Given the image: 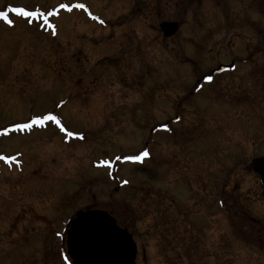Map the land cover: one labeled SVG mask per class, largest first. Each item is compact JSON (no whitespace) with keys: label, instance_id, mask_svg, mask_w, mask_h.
I'll return each mask as SVG.
<instances>
[{"label":"rangeland","instance_id":"374dc122","mask_svg":"<svg viewBox=\"0 0 264 264\" xmlns=\"http://www.w3.org/2000/svg\"><path fill=\"white\" fill-rule=\"evenodd\" d=\"M133 1L0 0V264H71L91 207L136 264H264V0H162L161 18L145 0L153 18L131 19Z\"/></svg>","mask_w":264,"mask_h":264},{"label":"water","instance_id":"95a60500","mask_svg":"<svg viewBox=\"0 0 264 264\" xmlns=\"http://www.w3.org/2000/svg\"><path fill=\"white\" fill-rule=\"evenodd\" d=\"M164 36L178 29L176 22H162ZM219 65L212 73L232 68ZM252 169L259 175L264 200V155L252 159ZM67 253L72 264H136V244L126 228L117 225L108 212L100 209L79 210L66 235Z\"/></svg>","mask_w":264,"mask_h":264},{"label":"flooded vegetation","instance_id":"af4514ba","mask_svg":"<svg viewBox=\"0 0 264 264\" xmlns=\"http://www.w3.org/2000/svg\"><path fill=\"white\" fill-rule=\"evenodd\" d=\"M155 1V6H156V9H159L158 11H157V16L156 17H163V16H165L166 17V14L165 13H163V9L161 10V8H162V0H154ZM177 1V0H176ZM260 1H263V0H260ZM167 2H169L168 0H166V3ZM173 2H175V0L173 1ZM149 3H151L150 1L149 2H147V1H145V0H141V1H138V0H134L133 2H132V8H131V10L129 11L130 12V16H131V19L133 18V19H137V16H140V15H142V14H144L145 15V17H149V18H153V15L151 14V13H147L145 10H147L148 11V8L149 9H151V7H152V4H149ZM176 3V2H175ZM194 3V2H193ZM154 6V7H155ZM153 7V8H154ZM147 13V14H146ZM176 13V12H175ZM140 19V18H139ZM235 63L233 60L230 62V63ZM248 62V61H247ZM220 64H225V63H220ZM236 65V64H235ZM255 68H252V74H250L251 76H249L250 78H251V80L253 81V82H255V83H257V80H258V73H257V69L256 70H254ZM212 78H215V77H217V75H210ZM201 79H198V81H200ZM196 82L195 84H194V86L190 89V91L188 92V94H187V99L191 96V95H193L194 93H196L195 92V89L196 88H199V86H200V83L199 82ZM201 82V81H200ZM254 87H255V85H254ZM219 94L220 93H218V96H219ZM174 117H176V121H172L173 120V118L172 119H170V121H165L163 124H161L159 127H162V125H166L167 127H169V126H172L173 124H178V120H179V115L177 114V115H175ZM172 122H175V123H172ZM167 127H162V128H167ZM173 133H175L173 130H171ZM171 132V133H172ZM170 133V134H171ZM188 141V140H187ZM186 141V142H187ZM222 191H224V189H221ZM222 194H224V192L222 193ZM222 204H223V208H225V206L227 205V202L225 201V202H222Z\"/></svg>","mask_w":264,"mask_h":264},{"label":"snow or ice","instance_id":"6c2138e0","mask_svg":"<svg viewBox=\"0 0 264 264\" xmlns=\"http://www.w3.org/2000/svg\"><path fill=\"white\" fill-rule=\"evenodd\" d=\"M78 7L80 8H83L84 5L83 4H79L77 5ZM61 8H65V7H68L67 5H64V4H61L60 5ZM12 11L13 12H16V13H20L24 16H36L37 13L36 12H28V11H25L24 8L22 7H15V8H12ZM69 11H71V9L69 8ZM0 17H2L5 21H7L8 24H12L13 21L11 19H9L8 17V13L5 12V11H0ZM205 80H211L212 77L211 76H205L204 77ZM43 120H56V117L52 114H47V115H44V116H35L32 118V121L31 123H41ZM57 123H59V121H57ZM29 125H21L20 127H28ZM162 127H167L166 125H162ZM69 135H71V133H69ZM149 155V152L147 149L143 150L142 152H140L139 155H132V156H126L124 157L125 160H132V161H140L143 157H146Z\"/></svg>","mask_w":264,"mask_h":264}]
</instances>
